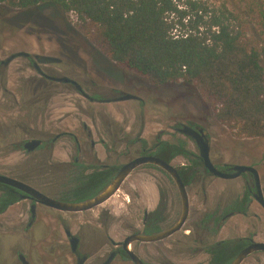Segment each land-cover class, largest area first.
I'll use <instances>...</instances> for the list:
<instances>
[{
  "label": "flooded vegetation",
  "instance_id": "flooded-vegetation-1",
  "mask_svg": "<svg viewBox=\"0 0 264 264\" xmlns=\"http://www.w3.org/2000/svg\"><path fill=\"white\" fill-rule=\"evenodd\" d=\"M41 7L12 9L20 12L18 16H32L33 10ZM71 33L79 32L72 27L60 29L56 34L58 43L48 50L39 46L35 51L31 45L19 46V34L0 25V176L31 187L53 201L78 204L100 195L119 170L137 158L155 157L164 161L155 155L159 142L176 144L182 140L203 162L201 173L194 175L192 183L186 186L179 168L189 166V160L178 156L171 162L164 161L176 168L185 185L189 198L187 219L170 236L155 242L133 240L127 249L142 264H234L244 250L264 244V182L259 169L264 165L262 158L240 156L237 162H232L223 156L224 150L219 149L215 137L218 127L213 122L236 131L216 119L208 102L215 121L206 111L196 119L177 118L169 125V133L159 130L150 140L145 136L147 102L153 99L152 95L160 97L162 90L183 84L152 86L118 66L89 40L83 48L71 43L75 41L72 37L73 41H68ZM42 58L50 61L44 62ZM68 90L94 111L85 112L82 103L78 111L85 119H80L75 129L67 128ZM176 94L188 96L184 92ZM127 96L132 98L124 99ZM125 103H137L133 123H124L127 117L124 113L119 119L109 111L111 106L125 109ZM185 127L203 131L210 146V161L219 172L232 174L237 166L256 169L263 203L250 172L234 179L212 174L200 157L196 141L181 132ZM147 168L160 172L176 187L180 208L175 212L167 191L156 185L140 206L139 219L131 221L137 216L132 212L138 206L132 203L129 194H122L125 210L117 217L116 209L108 204L121 197L123 186L133 173ZM216 180L226 185L212 195ZM234 183L236 187H232ZM190 189L203 199L193 218ZM8 193H13L17 200L4 207L1 201ZM247 193L249 202L244 205L247 211H234L235 202L243 201ZM84 195L91 197L82 199ZM182 212L177 184L168 172L154 164L136 167L115 195L82 212L55 209L0 182V264H136L125 248L127 241L171 230L179 223ZM209 215L222 218L219 222L214 217L205 219ZM10 243L12 249L11 245L6 246ZM239 264H264V250L249 253Z\"/></svg>",
  "mask_w": 264,
  "mask_h": 264
},
{
  "label": "trees",
  "instance_id": "trees-1",
  "mask_svg": "<svg viewBox=\"0 0 264 264\" xmlns=\"http://www.w3.org/2000/svg\"><path fill=\"white\" fill-rule=\"evenodd\" d=\"M246 2L244 17L227 9L209 11L190 3L196 13L180 9L176 0H0L11 8L56 6L75 12L91 40L121 68L152 86L183 84L195 88L214 109L216 119L238 138L264 140V9ZM237 22V26L234 25ZM257 26V37L248 35ZM155 155L166 162L178 156L190 165L179 168L186 186L201 173L202 160L185 141L159 142ZM91 195H84L82 199ZM17 197L8 193L4 207ZM249 194L234 204L247 211ZM239 206V207H238ZM222 216L209 215L205 219ZM239 249V248H238Z\"/></svg>",
  "mask_w": 264,
  "mask_h": 264
},
{
  "label": "rangeland",
  "instance_id": "rangeland-1",
  "mask_svg": "<svg viewBox=\"0 0 264 264\" xmlns=\"http://www.w3.org/2000/svg\"><path fill=\"white\" fill-rule=\"evenodd\" d=\"M259 4L264 9V0H257ZM190 3L204 5L209 9V11H220L223 9H227L229 12L238 13L240 16L244 17V10L246 6V2L241 0H176V4L180 9H187V11L191 12L194 16L196 11L191 9ZM20 12L8 7L7 5H0V25L6 29H10V31L19 34V46L28 47L31 45L32 49L37 51L39 50V46H44L47 50L52 48V45L58 43L59 37L57 36L60 33V29L65 31L68 27H72L77 30L79 33L73 34L71 33L68 36V41H73L70 38L72 37L75 41L71 43H75L76 45H82L86 47L87 42H91L95 44L89 34L87 29L84 31L80 28L82 24L81 21H76L74 17L70 14L63 13L56 6H44L38 9L33 10L32 16L19 15ZM234 25L237 26V22H234ZM10 33V32H9ZM69 34V32L67 31ZM57 34V35H56ZM248 35L257 37V26L253 23L249 25ZM89 40V41H88ZM15 43V42H14ZM70 44V43H69ZM98 46L97 44H95ZM99 47V46H98ZM100 48V47H99ZM101 49V48H100ZM103 52L104 50L101 49ZM105 53V52H104ZM106 54V53H105ZM107 55V54H106ZM108 56V55H107ZM175 91V92H174ZM176 92H184L188 95L185 98L179 97ZM153 99L147 102V114H145L146 131L145 136L150 140L153 139L154 135L159 131L164 129L165 131H169V125L173 123L177 118L184 119H196L199 117L203 111L208 113V117H211L212 121L214 120L213 113L205 99L200 96V94L190 87H186L183 85H177L172 90H162L160 97L152 95ZM85 103V101L78 99L77 96L70 90H68L67 96V128L75 129V127L79 126L80 119H85L84 115H81V110L78 111V107ZM86 105V106H85ZM137 103H125V109H118L115 106H111L109 111L112 114H115L119 119H122L121 113L126 115V119H124V123H133L134 112L136 110ZM84 111L87 113H93L94 111L84 104ZM59 115V112L58 114ZM137 117V128L140 126L139 114L136 112ZM128 119V120H127ZM89 121V120H87ZM214 125H217L218 131L215 134L217 140V145H219V149L224 150V157L228 158L232 162H237L238 158L242 156L245 159L254 158L257 160L258 158H262L264 161V140L263 139H242L236 136V133L228 131L225 127L221 126L217 122H213ZM97 128V125H94ZM98 129L101 127L98 125ZM169 133V132H168ZM168 138V137H167ZM170 139V138H169ZM223 145L227 146L226 148ZM192 147V146H191ZM216 154V152H215ZM124 158L122 161H125ZM261 173L263 175L264 182V165L261 164L259 166ZM238 183V182H237ZM237 183L231 184L232 187H236ZM158 185H162L164 189L167 191L168 195L171 197V204L173 203V210L175 212L180 208V197L176 187L171 184L168 179L161 174L160 172L153 169H139L123 186V192L121 193L120 198H116L115 201L110 202L108 205L111 208L116 209L117 217H121V211L125 210V206L122 205V194L130 195V199L133 204L138 206L137 210L132 212V215L137 214V216H133L131 221L135 220V218L139 219L141 217V208L145 202L146 197H150L151 192L154 190V187ZM226 184L219 180L214 182L213 187L211 188L212 195L215 192H218L224 187ZM155 191V190H154ZM189 194L191 197V205H192V218L196 216V212L198 209H201V204L203 203V199L199 198L195 195V190L190 189ZM141 206V208H140ZM140 210V211H139ZM260 212V209H259ZM126 213V212H125ZM140 215V217H139ZM127 215L126 218H128ZM11 245V249L13 244ZM9 248V247H8ZM181 250V248H180Z\"/></svg>",
  "mask_w": 264,
  "mask_h": 264
},
{
  "label": "water",
  "instance_id": "water-1",
  "mask_svg": "<svg viewBox=\"0 0 264 264\" xmlns=\"http://www.w3.org/2000/svg\"><path fill=\"white\" fill-rule=\"evenodd\" d=\"M42 60H44V62H47V61H50V58H42ZM130 98H132V97L127 96L124 99H130ZM181 132L187 136H190L192 139H194L196 141V143L200 149V157L204 160L206 168L215 176L223 178V179H234V178L239 177L242 173L250 172L254 176L257 191H258V194L260 195L259 199L261 200V198H260L261 197L260 179H259V174H258L256 169H254L252 167H246V166H237V167L233 168L234 173H232V174H226V173L219 172L213 166V164L210 161V146H209V142H208L207 138L204 135H202L203 131L197 132V131L189 128V127H185L183 130H181ZM142 164H154V165L161 167L166 172H168L178 186L180 196L182 199V205H183L182 217H181L179 223L174 228H172L171 230H169L165 233L156 235V236H149V237L135 236V237L130 238L127 241V244L125 247L126 250L131 255L132 259L134 260V262L136 264H142L138 260V258L132 252H130L127 249L128 244L133 240H140L142 242H155V241L162 240V239L170 236L174 232L178 231L182 227V225L184 224V222L188 216V212H189L188 194H187L185 185L183 184L176 168H174L172 165L167 164L166 162H164L158 158H155V157L137 158L133 162L123 166L119 170V172L116 174V176L114 177L111 184L100 195H98L97 197H95V198H93L87 202L78 203V204H64V203H59V202L53 201V200L45 197L44 195L40 194L36 190L32 189L31 187H28V186H26L20 182H17L13 179H9V178L3 177V176H0V182L5 183V184L10 185V186H13L19 190H22V191L26 192L27 194L36 198L39 202H41L45 205L51 206L55 209L65 211V212H82V211H87L89 209H92L95 206L100 205V204L106 202L108 199H110L113 195L116 194V192L121 187L122 183L127 178V176L136 167H138ZM261 202L263 203L262 200H261ZM260 250H264V244H255V245L250 246L249 248H247L246 250H244L240 254V256L237 258V260L235 261L234 264H239L243 260V258L246 255H248L249 253L254 252V251H260Z\"/></svg>",
  "mask_w": 264,
  "mask_h": 264
},
{
  "label": "built area",
  "instance_id": "built-area-1",
  "mask_svg": "<svg viewBox=\"0 0 264 264\" xmlns=\"http://www.w3.org/2000/svg\"><path fill=\"white\" fill-rule=\"evenodd\" d=\"M72 17L76 19V21H79L78 15L75 12L69 13Z\"/></svg>",
  "mask_w": 264,
  "mask_h": 264
}]
</instances>
